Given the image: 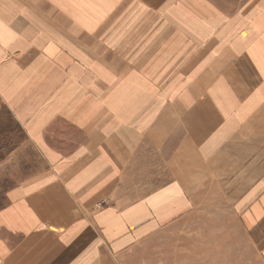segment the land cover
I'll return each mask as SVG.
<instances>
[{"label": "crops", "instance_id": "obj_1", "mask_svg": "<svg viewBox=\"0 0 264 264\" xmlns=\"http://www.w3.org/2000/svg\"><path fill=\"white\" fill-rule=\"evenodd\" d=\"M0 106L44 162L0 264H124L202 205L264 264V0H0Z\"/></svg>", "mask_w": 264, "mask_h": 264}, {"label": "rangeland", "instance_id": "obj_2", "mask_svg": "<svg viewBox=\"0 0 264 264\" xmlns=\"http://www.w3.org/2000/svg\"><path fill=\"white\" fill-rule=\"evenodd\" d=\"M43 166L21 127L0 106V210L12 189ZM122 260L124 264H261L260 255L231 211L206 205L192 216L167 225Z\"/></svg>", "mask_w": 264, "mask_h": 264}]
</instances>
